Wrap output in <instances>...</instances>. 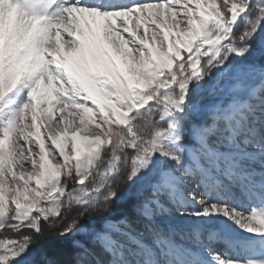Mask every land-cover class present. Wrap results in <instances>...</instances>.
<instances>
[{"label":"snow or ice","instance_id":"obj_1","mask_svg":"<svg viewBox=\"0 0 264 264\" xmlns=\"http://www.w3.org/2000/svg\"><path fill=\"white\" fill-rule=\"evenodd\" d=\"M209 82L227 103L196 124ZM258 89L264 0H0V264H264V207L224 182L264 167ZM120 177L143 230L123 214L81 237ZM164 194L176 216L162 228ZM73 206L71 258L35 254L42 222Z\"/></svg>","mask_w":264,"mask_h":264},{"label":"trees","instance_id":"obj_2","mask_svg":"<svg viewBox=\"0 0 264 264\" xmlns=\"http://www.w3.org/2000/svg\"><path fill=\"white\" fill-rule=\"evenodd\" d=\"M151 119H153V117H150L148 122H141L143 125V134L145 136H150L153 131L150 123ZM154 119L158 120V115L155 116ZM127 186L128 185L124 182L123 177L116 179L112 183V188L118 193L119 199L99 210L90 211L87 216L78 219L80 227L102 230L104 221L108 219L116 221L121 219L123 214H128L129 218H133L135 213L133 209V198L132 195L125 194ZM78 215L79 210L73 206L72 209L68 210L63 222H57L55 224L42 222L43 234L40 235L36 241L34 253L40 255L41 258H43V255H47L50 258L55 257L69 260L71 258L69 242L61 237L59 233L67 224L77 218Z\"/></svg>","mask_w":264,"mask_h":264},{"label":"rangeland","instance_id":"obj_3","mask_svg":"<svg viewBox=\"0 0 264 264\" xmlns=\"http://www.w3.org/2000/svg\"><path fill=\"white\" fill-rule=\"evenodd\" d=\"M237 44L239 45L240 42L238 41ZM234 63L236 64H243L244 60L243 57H236ZM211 82H209V85H206L205 90L198 94L196 97H194V104L196 105L193 115H192V119L196 124H200L201 122H206L207 124H211L212 121L208 118L209 115L211 114V110L214 106L216 105H225L227 103V97L220 95L219 93L213 94L211 91ZM257 94H264L261 93L260 91L257 92ZM216 140L215 135L209 136V143H214ZM187 162V161H186ZM251 163V164H250ZM249 165H253V167L249 166L248 170H254V169H259V168H264L260 165V163L257 160H252L249 162ZM255 166V167H254ZM251 167V168H250ZM256 178H263V175H260L259 173H256ZM63 179V178H62ZM225 185L228 188L232 187V181L225 180ZM251 190H258L257 188L253 187L250 188ZM251 190H248L250 192V194L252 193ZM133 189L129 188L127 186L125 194L126 195H132L133 193ZM247 192V191H246ZM247 195V193L243 192L240 196L245 197ZM251 201H247V207L249 206H259V207H264V201L261 203H255L257 201L252 200V204L250 203ZM161 204H162V208L156 210V212L153 215V221L158 224L160 227L164 228V227H172L173 225L169 224V219L171 217H175L176 216V212H175V204L173 203V201L169 198V196L167 194H164L161 196ZM257 204V205H256ZM251 210H255V208H251ZM250 214V212H249ZM131 220L135 221V227L139 230H143L144 228V223L142 221H136V215L134 213L133 218H130ZM110 222H114L113 220H106L103 223V228H106V226L108 225V223ZM81 228V232H80V236L82 237L85 233L87 232H92V231H97L94 230L92 228H84V227H80ZM184 233L186 235H188L191 239H195L196 238V234L193 230H190L188 228H184L183 229ZM203 237H207V233H202L201 235V239ZM180 237H178L179 239ZM203 240H205L203 238ZM220 243H216V244H212L214 245V247H221V245H219Z\"/></svg>","mask_w":264,"mask_h":264},{"label":"bare ground","instance_id":"obj_4","mask_svg":"<svg viewBox=\"0 0 264 264\" xmlns=\"http://www.w3.org/2000/svg\"><path fill=\"white\" fill-rule=\"evenodd\" d=\"M258 91H259V89H258ZM257 95H260V94H257ZM252 102H254V101H252ZM249 166L253 167V165H249ZM249 170H248L247 174L241 175V176L231 180L232 181V187L228 188L230 195L232 197H234L238 203H241L245 207H247V201H251L250 202L251 204H252V200L257 201L255 203H261L264 201V197H262L260 194V185H261V183H264V177L262 179L256 178L257 177L256 173H259L260 175L264 174V168H259V169L256 168V169L251 170V171H249ZM229 184H230V182H229ZM253 187L257 188L258 190H254V189L251 190L250 188H253ZM248 190H251L252 193L250 194V192ZM243 192L247 193V195L245 197L240 196ZM253 208H255V207H253ZM255 210H256V208H255ZM250 211H252V210L250 209ZM246 235H256V234H247L246 233ZM203 238L205 239L206 242H209L211 244L220 243L215 238L210 237L209 233H207V237H203ZM219 245H221V247H223L222 243H220Z\"/></svg>","mask_w":264,"mask_h":264}]
</instances>
